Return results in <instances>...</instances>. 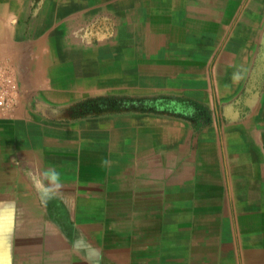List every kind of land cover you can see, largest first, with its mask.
<instances>
[{
    "label": "crops",
    "instance_id": "crops-1",
    "mask_svg": "<svg viewBox=\"0 0 264 264\" xmlns=\"http://www.w3.org/2000/svg\"><path fill=\"white\" fill-rule=\"evenodd\" d=\"M53 1L103 6L125 38L135 30L153 92L221 114L198 132L162 114L48 121L28 86L45 71L46 45L64 64L65 27L26 42L9 20L17 0H4L0 60L19 89L0 116V264H261L264 0ZM49 168L63 195L44 205L27 173Z\"/></svg>",
    "mask_w": 264,
    "mask_h": 264
},
{
    "label": "rangeland",
    "instance_id": "rangeland-1",
    "mask_svg": "<svg viewBox=\"0 0 264 264\" xmlns=\"http://www.w3.org/2000/svg\"><path fill=\"white\" fill-rule=\"evenodd\" d=\"M52 2L55 1L17 0L14 8L18 11L9 16L10 22L24 27L19 37H23L26 42H34L31 40L34 38L38 40L46 26L51 28L50 32L54 29L51 38L55 37V28L60 20L65 27V32L61 35L66 47L68 46V52H65L68 56H65L64 64L58 60L56 44L51 49L46 45L47 60L41 66L45 71L38 82L35 80L28 86L27 99L35 106H41L42 117L45 116L48 121L53 122L52 119H58L56 122L64 120L66 124L75 120L94 118L99 126L105 119L122 114L171 115L157 111L160 110L156 109L157 98L185 97L153 92L150 79H146L141 66L138 69L134 60L141 46L137 43L133 28H129L125 38L124 29H119V26L115 25V17L108 14L103 6L85 9L86 6L80 1L76 3L75 8L69 3L62 11ZM4 3V0H0L2 18L3 16L5 18L4 12L8 11ZM89 9L93 12L85 13ZM56 38L51 40L56 41ZM126 53L128 60L124 61L121 57ZM83 70H86V73L79 76V72L82 73ZM44 72L48 74L44 75ZM92 79L96 82L95 89L90 84ZM16 80L18 83L17 77ZM78 87L82 89L80 93L77 91ZM88 87L93 89L90 90ZM16 94L18 90L13 98ZM56 100L59 104L51 102ZM171 110H174V113L179 112V107H172ZM206 110L207 122L200 124L197 132L211 127L213 117L221 114L219 109L218 114L215 108L206 107ZM258 224L262 229H258L260 235L257 240L261 243L260 248L264 249V220H258ZM251 257L252 252H242L241 262L249 261ZM261 257L264 260V255ZM261 264H264V261Z\"/></svg>",
    "mask_w": 264,
    "mask_h": 264
},
{
    "label": "trees",
    "instance_id": "trees-1",
    "mask_svg": "<svg viewBox=\"0 0 264 264\" xmlns=\"http://www.w3.org/2000/svg\"><path fill=\"white\" fill-rule=\"evenodd\" d=\"M157 110L164 114H171L178 117L191 119L194 121V129L197 130L199 125L203 122H207V110L203 104L192 101L182 97H166L162 96L157 98ZM179 107V112L174 113L171 108Z\"/></svg>",
    "mask_w": 264,
    "mask_h": 264
},
{
    "label": "clouds",
    "instance_id": "clouds-1",
    "mask_svg": "<svg viewBox=\"0 0 264 264\" xmlns=\"http://www.w3.org/2000/svg\"><path fill=\"white\" fill-rule=\"evenodd\" d=\"M242 77L239 73L234 74L235 81L240 80ZM28 178L32 181L33 186L40 193L41 202L47 205L48 202L62 197V182L60 180V173L54 168H49L43 172L27 173Z\"/></svg>",
    "mask_w": 264,
    "mask_h": 264
},
{
    "label": "built area",
    "instance_id": "built-area-1",
    "mask_svg": "<svg viewBox=\"0 0 264 264\" xmlns=\"http://www.w3.org/2000/svg\"><path fill=\"white\" fill-rule=\"evenodd\" d=\"M17 90L18 83L15 75L8 65L0 60V116L5 113Z\"/></svg>",
    "mask_w": 264,
    "mask_h": 264
}]
</instances>
